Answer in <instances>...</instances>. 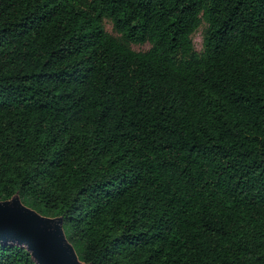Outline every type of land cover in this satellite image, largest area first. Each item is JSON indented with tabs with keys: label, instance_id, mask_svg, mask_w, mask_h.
<instances>
[{
	"label": "trees",
	"instance_id": "1",
	"mask_svg": "<svg viewBox=\"0 0 264 264\" xmlns=\"http://www.w3.org/2000/svg\"><path fill=\"white\" fill-rule=\"evenodd\" d=\"M14 198L82 264H264V0H0Z\"/></svg>",
	"mask_w": 264,
	"mask_h": 264
},
{
	"label": "water",
	"instance_id": "2",
	"mask_svg": "<svg viewBox=\"0 0 264 264\" xmlns=\"http://www.w3.org/2000/svg\"><path fill=\"white\" fill-rule=\"evenodd\" d=\"M0 240L27 245L38 264H82L64 235L62 219L41 216L17 198L0 201Z\"/></svg>",
	"mask_w": 264,
	"mask_h": 264
},
{
	"label": "rangeland",
	"instance_id": "3",
	"mask_svg": "<svg viewBox=\"0 0 264 264\" xmlns=\"http://www.w3.org/2000/svg\"><path fill=\"white\" fill-rule=\"evenodd\" d=\"M103 25L109 33L116 35V33L112 29V24L108 19L103 20ZM202 31H203V26H201L192 36L193 45H194V48L196 51H200L201 47H202ZM131 47H132V49H134L136 51H145L150 47V45H149V43L131 44ZM29 209L35 211L32 208H29ZM35 212L37 213V211H35ZM41 216H44V215H41ZM44 217L52 218V216H44ZM75 253L77 254L76 251H75ZM77 257H78V255H77ZM78 259H79V257H78Z\"/></svg>",
	"mask_w": 264,
	"mask_h": 264
}]
</instances>
